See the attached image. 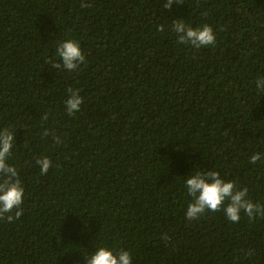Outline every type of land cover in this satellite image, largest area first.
Masks as SVG:
<instances>
[{
    "label": "trees",
    "instance_id": "obj_1",
    "mask_svg": "<svg viewBox=\"0 0 264 264\" xmlns=\"http://www.w3.org/2000/svg\"><path fill=\"white\" fill-rule=\"evenodd\" d=\"M165 2L0 0V129L24 188L0 264H86L101 246L132 264H264V216L189 220L184 184L214 169L264 205V0ZM175 20L210 25L215 45L178 43ZM67 39L85 54L71 72L51 64Z\"/></svg>",
    "mask_w": 264,
    "mask_h": 264
},
{
    "label": "clouds",
    "instance_id": "obj_2",
    "mask_svg": "<svg viewBox=\"0 0 264 264\" xmlns=\"http://www.w3.org/2000/svg\"><path fill=\"white\" fill-rule=\"evenodd\" d=\"M182 0H166L164 8L171 9L173 3H181ZM90 5L81 4V7ZM173 31L178 35V43L190 44L194 49H200L215 45L216 36L213 28L204 24L200 27L186 25L183 20H175L172 25ZM158 31L163 32L164 26L158 25ZM56 55L60 62H51L52 67L71 72L77 70L81 64L85 63V54L78 41L67 39L58 44ZM256 88L264 92V78H257ZM68 98L64 101L65 111L68 116H73L80 111L83 98L79 89L69 88ZM48 119L46 113L43 117ZM49 130L45 129L44 135L48 136ZM56 143L60 139L53 133ZM15 135L14 131L8 128L0 129V220L12 222L23 214L21 205L24 202V188L19 179L18 170L15 166L7 163L12 156ZM262 154L253 153L249 160L252 163L261 159ZM40 166L41 174H47L52 161L44 156L35 161ZM187 196L191 198L187 204L185 216L189 220L199 219L206 212H223L226 219L233 223H238L243 212L250 219L255 216H264V205L254 203L248 198V189H238L235 182L225 180L217 170L197 171L188 176L184 181ZM86 264H132V256L124 249L113 250L107 247H98L91 254Z\"/></svg>",
    "mask_w": 264,
    "mask_h": 264
}]
</instances>
